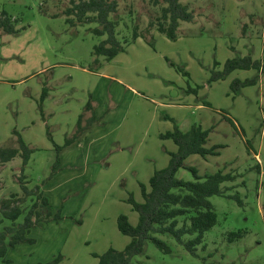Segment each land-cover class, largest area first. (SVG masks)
Wrapping results in <instances>:
<instances>
[{"label":"rangeland","instance_id":"obj_1","mask_svg":"<svg viewBox=\"0 0 264 264\" xmlns=\"http://www.w3.org/2000/svg\"><path fill=\"white\" fill-rule=\"evenodd\" d=\"M182 1L195 19L182 22L176 40L153 31L148 42L141 38L114 60L101 57L96 64L93 49L105 39L90 32L97 25L73 28L64 15L54 16L69 0H0V12L16 19L19 30L0 31V147H16V131L35 150L25 167L27 187H38L47 198L48 206L39 211L50 218L31 229L33 244L10 250V264L58 256L60 264H98L95 255L127 247L131 239L119 231V216L138 224L128 199L142 202L140 184L148 185L156 170L168 166V153L177 151L172 140L161 138L160 103L186 105L178 123L183 132L193 125L210 130L206 147L223 146L219 155H192L186 164L203 177L219 171L236 175L223 187L243 205L227 196L211 197L217 224L196 256L173 236L156 235L171 252L149 241L132 264H264V76L238 94L233 81L251 79L256 70H236L211 82L229 59L264 62V0ZM163 6L119 0L112 16L119 38H131L135 26L144 32ZM81 115L83 127H89L65 146ZM49 133L63 147L59 154ZM22 166L20 157L0 166V200L24 197ZM177 178L195 181L187 169ZM34 199L23 208L28 211ZM239 231L244 236L230 242L229 234Z\"/></svg>","mask_w":264,"mask_h":264},{"label":"trees","instance_id":"obj_2","mask_svg":"<svg viewBox=\"0 0 264 264\" xmlns=\"http://www.w3.org/2000/svg\"><path fill=\"white\" fill-rule=\"evenodd\" d=\"M69 1L70 6L54 16L64 15L67 24L73 28L92 23L97 25L90 32L96 37H105V39L95 45L93 49L96 64H99L101 57L112 61L118 55L125 53L129 45L140 38L148 42L152 38L153 31H158L170 40H176L182 22L192 23L195 19L194 13L182 0H153L154 6L164 5L161 7L160 15L149 22V26L144 32L140 33L138 27L135 26L131 38L120 39L117 31L118 21L112 19V16L118 12L119 0ZM15 22L16 19L6 11L0 12V31L6 34L18 33L19 30L16 29ZM246 29L247 26L244 27L245 31ZM170 65L175 66L171 62ZM251 69L257 71L258 74L255 77L233 81L231 89L235 94H238L242 89L258 84L260 75L264 76V62L253 60L250 56L229 59L222 71H214L211 82L224 80L236 70ZM184 74L188 75L185 71ZM90 109L91 105L88 104L87 110ZM225 119L235 125L227 116ZM82 121L83 115L79 118L75 137L67 138L65 146L72 144L74 139L89 127H83ZM93 121H95L94 118L90 119L89 123ZM14 134L18 136L16 147H0V166L12 162L17 157L22 159L23 166L19 183L25 195L22 198L18 194H13L10 199L0 200V260L6 264L11 263L8 259L10 250L22 244H33L35 241L29 236L31 229L44 220H50V218L45 219L39 211L41 205L48 206L47 198L40 193L38 187L32 190L27 187L29 182L26 180L25 167L35 150L26 144L20 134L16 131ZM48 135L50 140H53L51 134ZM209 135L210 130H204L201 125H193L189 131L183 132L175 122L173 131L161 135L163 140H172L177 146V151L168 153L170 156L168 166L156 170L148 185L140 184L142 202H137L133 197L128 199L133 211L139 215L138 224L133 225L126 215L119 216L118 229L131 239L130 243L123 251L111 248L102 255H95L98 258V264H132L133 259L144 252L149 241L153 242L162 252L170 253L169 246L156 237V235L166 234L173 236L187 251L196 256L197 248L203 243L205 234L217 224V214L210 200L211 197L227 196L236 199L240 205H243L239 196L227 195L229 189L223 187L225 183L235 182L236 175L224 174L219 171L203 177L199 175L195 167L186 164L187 159L192 155H199L205 159L211 155H219V150L223 146L206 147ZM53 144L59 154L63 147L55 144L54 140ZM57 165H59V156ZM181 169L189 170L195 177V181L190 182L177 178ZM258 171L260 173V168ZM28 198L35 199L27 211L26 208H23V204ZM7 222L9 224L5 225ZM244 234L242 231L231 232L228 239L230 242H234L242 238ZM186 236H192V239L186 241L184 239ZM61 261L62 257L58 256L50 262L37 264H60Z\"/></svg>","mask_w":264,"mask_h":264},{"label":"crops","instance_id":"obj_3","mask_svg":"<svg viewBox=\"0 0 264 264\" xmlns=\"http://www.w3.org/2000/svg\"><path fill=\"white\" fill-rule=\"evenodd\" d=\"M260 80L261 79L259 78V81ZM185 106L186 105L173 104V103H160L159 104L160 116L158 115V118H159L160 124L164 128V130H161V135L166 134L167 132L173 131L174 130V122L179 126V124H178L180 122L179 117L182 114L180 110L185 109L186 108ZM198 107L202 108V105H198ZM209 138H208V142H209ZM208 142H207V144H208ZM207 144H206V146H207Z\"/></svg>","mask_w":264,"mask_h":264}]
</instances>
